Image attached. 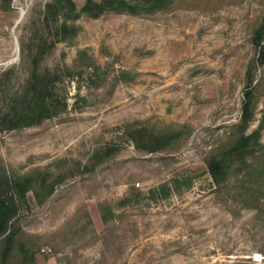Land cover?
<instances>
[{"label":"rangeland","instance_id":"obj_1","mask_svg":"<svg viewBox=\"0 0 264 264\" xmlns=\"http://www.w3.org/2000/svg\"><path fill=\"white\" fill-rule=\"evenodd\" d=\"M51 1L11 0L0 10V74L11 70L0 78L5 93L25 84ZM71 1L79 12L87 0ZM263 17L264 0H170L136 14L67 21L76 35L57 42L42 66L74 72L64 79L68 111L38 126L0 129V169L8 175L66 176L20 221L36 264H264V178L252 176L264 168V152L221 187L210 186L206 172L237 138L248 87L253 120L245 134L260 128L264 146V63L252 43ZM140 127L180 135L150 154L119 139ZM112 145L118 150L93 170L67 175ZM174 176H193L194 184L179 197L146 199ZM131 189L139 201L120 205ZM10 264H23L18 249Z\"/></svg>","mask_w":264,"mask_h":264},{"label":"trees","instance_id":"obj_2","mask_svg":"<svg viewBox=\"0 0 264 264\" xmlns=\"http://www.w3.org/2000/svg\"><path fill=\"white\" fill-rule=\"evenodd\" d=\"M170 0H146V6L139 7L125 0H100L94 2L87 0L79 12L71 0H52L46 4L41 21L42 29L53 40L40 36L29 52L28 76L25 84L18 91L5 93L0 85V129L4 131L19 130L40 125L45 119L58 117L68 111L67 92L64 87L65 77L73 78V71L65 65H57L52 69L42 66L44 57L51 52L57 42L72 39L76 35V29L68 20L77 19L80 14L91 18H98L105 13H129L136 14L142 10H155L165 6ZM11 0H0V10L8 9ZM61 19V23L58 24ZM44 33V32H43ZM264 17L261 24L255 29L252 43L257 50V62L264 63ZM88 62L90 59H87ZM86 67L95 71L92 61ZM11 70L4 71L0 78ZM80 77L81 73L78 74ZM98 82L101 79L96 78ZM78 97V94H76ZM80 102H84L81 99ZM77 110V103L72 110ZM252 90H245L239 124L236 127L237 138L226 149L207 164V175L211 180L210 186L221 187L227 180L230 172L237 166H247V160L264 152V146L260 143V128L245 134L251 121ZM179 133L168 132L155 134L144 127L129 128L120 136V140L131 143L136 150L145 153H157L164 150L179 137ZM118 150L117 146H108L104 152H96L85 164L75 163L73 170H68L70 177L85 174L93 170L99 163L109 158ZM252 176L258 179L264 178V168L254 170ZM65 175H54L50 171L32 170L19 175H8L4 169H0V264H10L14 259L15 250L18 249L23 264H36L35 253L29 252L27 244L21 242L23 230L20 221L24 213L31 212L45 204L53 193L55 187L64 181ZM194 184L193 176H174L169 181L159 184L156 188L149 189L146 199L151 202L164 201L172 196H181L191 189ZM142 194L131 189L120 201L125 206L137 203Z\"/></svg>","mask_w":264,"mask_h":264},{"label":"built area","instance_id":"obj_3","mask_svg":"<svg viewBox=\"0 0 264 264\" xmlns=\"http://www.w3.org/2000/svg\"><path fill=\"white\" fill-rule=\"evenodd\" d=\"M42 252H48L47 250H42Z\"/></svg>","mask_w":264,"mask_h":264}]
</instances>
